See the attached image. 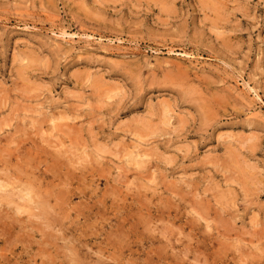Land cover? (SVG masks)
<instances>
[{"label": "rangeland", "instance_id": "1", "mask_svg": "<svg viewBox=\"0 0 264 264\" xmlns=\"http://www.w3.org/2000/svg\"><path fill=\"white\" fill-rule=\"evenodd\" d=\"M0 182V264H264V0H0Z\"/></svg>", "mask_w": 264, "mask_h": 264}, {"label": "bare ground", "instance_id": "2", "mask_svg": "<svg viewBox=\"0 0 264 264\" xmlns=\"http://www.w3.org/2000/svg\"><path fill=\"white\" fill-rule=\"evenodd\" d=\"M1 183V182H0ZM7 186V185H6ZM32 194V193H31ZM48 194V193H47ZM148 208V207H147ZM147 217V216H146ZM147 220V219H146ZM46 226V225H45ZM55 233V232H54ZM85 239V238H84ZM119 242V241H118ZM120 247V246H119ZM168 257V256H167Z\"/></svg>", "mask_w": 264, "mask_h": 264}]
</instances>
